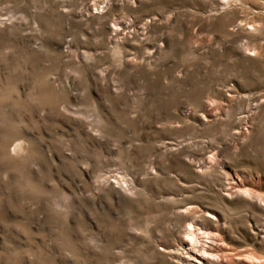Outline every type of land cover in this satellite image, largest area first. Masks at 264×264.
Returning <instances> with one entry per match:
<instances>
[{"label":"rangeland","instance_id":"rangeland-1","mask_svg":"<svg viewBox=\"0 0 264 264\" xmlns=\"http://www.w3.org/2000/svg\"><path fill=\"white\" fill-rule=\"evenodd\" d=\"M251 263L264 0H0V264Z\"/></svg>","mask_w":264,"mask_h":264},{"label":"bare ground","instance_id":"bare-ground-1","mask_svg":"<svg viewBox=\"0 0 264 264\" xmlns=\"http://www.w3.org/2000/svg\"><path fill=\"white\" fill-rule=\"evenodd\" d=\"M190 241H193V240H190ZM193 258H194L195 261H201V260H203V257L201 255H198L197 253L193 255ZM251 264H254V263H251Z\"/></svg>","mask_w":264,"mask_h":264}]
</instances>
